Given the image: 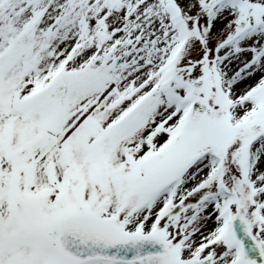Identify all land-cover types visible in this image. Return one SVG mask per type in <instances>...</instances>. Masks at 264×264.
<instances>
[{"label": "snow or ice", "instance_id": "1", "mask_svg": "<svg viewBox=\"0 0 264 264\" xmlns=\"http://www.w3.org/2000/svg\"><path fill=\"white\" fill-rule=\"evenodd\" d=\"M0 264H264V0H0Z\"/></svg>", "mask_w": 264, "mask_h": 264}]
</instances>
